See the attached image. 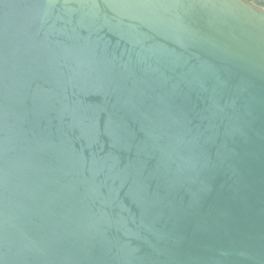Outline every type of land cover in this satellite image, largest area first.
Wrapping results in <instances>:
<instances>
[{"label": "water", "instance_id": "obj_1", "mask_svg": "<svg viewBox=\"0 0 264 264\" xmlns=\"http://www.w3.org/2000/svg\"><path fill=\"white\" fill-rule=\"evenodd\" d=\"M0 264H264V7L0 0Z\"/></svg>", "mask_w": 264, "mask_h": 264}, {"label": "trees", "instance_id": "obj_2", "mask_svg": "<svg viewBox=\"0 0 264 264\" xmlns=\"http://www.w3.org/2000/svg\"><path fill=\"white\" fill-rule=\"evenodd\" d=\"M251 1H253L254 3H256L262 7H264V0H251Z\"/></svg>", "mask_w": 264, "mask_h": 264}]
</instances>
